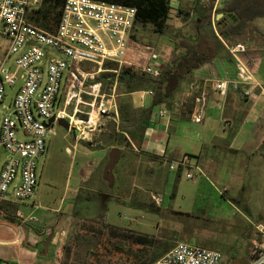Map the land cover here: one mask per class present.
Returning <instances> with one entry per match:
<instances>
[{
    "label": "rangeland",
    "instance_id": "374dc122",
    "mask_svg": "<svg viewBox=\"0 0 264 264\" xmlns=\"http://www.w3.org/2000/svg\"><path fill=\"white\" fill-rule=\"evenodd\" d=\"M240 2L253 4L255 10H264L261 0ZM168 22L169 28L164 34L155 32L151 24L134 30L139 51L129 52L130 58L126 60L122 72L128 73L126 68L136 73L145 72L153 61L152 57H165L170 52L172 46L169 40L176 35L173 30L176 21L169 19ZM256 33L258 30L253 24L241 41L255 40ZM9 44V39L0 34V63ZM51 52L57 53L54 49ZM110 66L115 67L114 64ZM82 68L86 72H94L97 66L86 64ZM103 74L88 78L81 90L77 89L70 105L71 113L78 109L76 119L88 120L94 111L93 103L99 97L98 91L90 85H94L99 77H104L101 93L109 92L110 84H106L108 80L105 79L112 75ZM135 82L137 84V80ZM121 92L122 89L117 87L118 102ZM133 97L134 102L139 103L141 95L135 93ZM10 101L11 97L8 96L6 102ZM78 134V130H68L55 122L47 138L48 149L39 161V185L35 195L17 204L15 210V214L28 217L25 223L35 230L30 242L40 248V254L48 258V264H152L166 248L179 241L219 250L226 259L232 258L234 252L232 264H243L248 238L241 232L253 226L255 234H252L260 240L254 227L255 221L260 218L258 214L264 215V196L258 191L261 184L259 173L257 181L255 178L252 180V190L246 196L252 197V203L256 205L247 218L250 223L238 214L234 219L241 224L230 223L226 219L216 218L208 209L201 217L195 216L196 220H186L180 208L194 207V199L189 196L191 181L187 179V171H182L176 188L170 183L165 186V183H161L163 179L154 180L153 171L137 170L140 159L133 144L124 146L126 152L123 160L120 162L119 155L113 165L111 179L104 173L108 181L105 187L93 185L80 192L81 172L90 164L88 162H91L93 155L86 156L85 152L92 149L90 144L78 139ZM19 137L24 138L22 134ZM79 192L85 196L84 199L78 200ZM110 225L120 232L113 234ZM123 231L147 238L144 242L135 241L125 237Z\"/></svg>",
    "mask_w": 264,
    "mask_h": 264
},
{
    "label": "built area",
    "instance_id": "2783aa9c",
    "mask_svg": "<svg viewBox=\"0 0 264 264\" xmlns=\"http://www.w3.org/2000/svg\"><path fill=\"white\" fill-rule=\"evenodd\" d=\"M43 1L0 0V34L10 41L0 63V202L20 204L35 195L39 161L48 149L47 138L55 122L66 119L71 129L79 131V140L93 144L98 143L111 122L119 124L118 79L130 58L129 52L139 51L136 42L131 45L136 6L105 0H65L58 27L51 31L31 19L32 10ZM222 1L216 0V5ZM215 21L214 18V25ZM225 44L235 61L236 76L231 81L217 80L214 88L225 95L230 87L246 85L245 96L256 92L264 95V82L241 57L247 44ZM86 64H94L97 69L86 72L82 68ZM99 73H114L115 82L104 93L103 80L90 85L98 91L99 99L93 103L95 108L88 120L76 119L78 109L70 112L76 91ZM159 73L155 62L136 74ZM207 99V91L202 90L194 120H202ZM159 115H168V109L161 108ZM52 117L54 121L49 124ZM176 167L187 169L188 178L195 176L190 155L170 162V168ZM257 228L261 243L249 264H264V224ZM221 259L219 250L179 241L152 264H219Z\"/></svg>",
    "mask_w": 264,
    "mask_h": 264
},
{
    "label": "crops",
    "instance_id": "0c3cea01",
    "mask_svg": "<svg viewBox=\"0 0 264 264\" xmlns=\"http://www.w3.org/2000/svg\"><path fill=\"white\" fill-rule=\"evenodd\" d=\"M229 1L231 0H224L216 5V0H170L171 9L167 24L169 25V19L176 21L173 29L176 35L171 41L169 40L172 46L170 52L165 57L155 55L151 63L156 62L157 67L161 68L178 56L182 52L177 46L178 41L182 37L195 40L199 34L195 19L211 8H213L212 21L214 18H221L223 13H217V10L224 8ZM227 16L234 20L238 19L233 13ZM253 24L264 31V16ZM213 30L222 42L220 44L215 38L212 41V45L219 43L216 54L184 80L176 95V102L171 109H168V115H159V110L166 108L165 106L153 108L150 124L141 144L137 146L133 142V148L140 159L136 167L138 171L141 169L153 171L154 180L163 179L161 183H165V186L170 183L176 188L180 183L182 171L188 172V170L183 167L172 169L170 162L184 155H190L192 169L196 168L195 176L187 177L191 181L189 196L194 199V207L184 210L180 208L186 220L189 218L196 220V217H201L208 209L216 218L226 219L230 223L241 224L234 219L237 214L244 218L245 222L250 223L247 218L256 209V205L252 203V197L246 196L247 192L252 190L254 178L255 181L258 178L261 180L258 191L264 196V95L256 92L253 96H245L243 90L246 85H241L239 89L230 87L225 95H221L214 88L217 80L235 79L236 69L235 61L226 47V41L218 33L216 21L215 25H212V30L210 27V31ZM255 37L257 40L241 41L240 39V42L246 41L248 46L241 57L254 71L256 77L264 82V42L262 43L264 38L258 33ZM202 90L207 91L208 99L202 120L196 121L193 113L199 108L198 97ZM151 92V90H137L131 93V97L134 101V94L139 93L140 101L134 103L137 106L149 107L153 101ZM90 147L93 151L88 150L85 154L93 157L91 162H88L90 166L87 165L81 172L80 192L83 188L93 185L105 187L107 180L104 173L109 161V153L113 147L118 146L98 142ZM119 148L121 162L126 151L123 146ZM80 192L78 200L85 198ZM6 204L12 203L0 202V205ZM14 214L8 215L0 209V264H48V258L40 254V248L30 242L35 230L25 223L28 217ZM258 217L260 218L255 221L254 227L260 235V240L255 238L253 226L248 227L249 230L244 228L241 232L248 238L246 260L243 264H249L255 249L261 243V234L257 225L264 224V215L258 214ZM172 247L166 248L162 255ZM233 254L235 255L234 252ZM234 255L226 259L222 253L219 264H232Z\"/></svg>",
    "mask_w": 264,
    "mask_h": 264
},
{
    "label": "trees",
    "instance_id": "16d2710c",
    "mask_svg": "<svg viewBox=\"0 0 264 264\" xmlns=\"http://www.w3.org/2000/svg\"><path fill=\"white\" fill-rule=\"evenodd\" d=\"M65 0H44L42 4L32 10L31 19L37 24L48 30L54 31L57 29L62 8ZM113 1L122 4L136 6L138 9L137 19L134 30L148 24L153 25L155 32L164 34L169 25L167 20L169 17L171 5L170 0H105ZM260 1V0H259ZM264 2V0H261ZM212 9L202 12L195 19L198 35L195 40L187 37H182L177 43L179 49L182 50L178 56L169 61L166 65L160 68V73L157 76L150 74H136L130 68H126L128 73L122 72L118 79L117 87L122 89L119 95V113L120 121L118 129L111 132L114 144L118 147L132 146L133 142L140 145L145 131L150 124V117L153 108L156 106H165L171 109L176 102V95L182 87L184 80L192 74V72L201 66L204 62L210 60L216 54L219 48V43L212 45L214 38L222 44L219 35L212 30ZM217 13H223L221 18H216L218 33L229 44H236L251 28L253 23L260 17L264 16V10H255L253 4H242L240 0H231L226 3L222 9H218ZM233 13L238 19L234 20L228 17L227 14ZM226 16V17H225ZM258 34L264 38V31L258 29ZM137 41L135 32L131 36V45ZM246 41L242 42L245 43ZM246 44V43H245ZM109 74L111 77L105 83L112 86L115 82L114 73ZM124 74H130V78L124 77ZM104 80L103 78H98ZM137 80V84L135 82ZM137 90H151L153 94L152 105L137 106L131 93ZM92 145L93 143H88ZM17 204L0 205V209L8 215L14 214ZM16 215V214H14ZM113 225H110L113 234H118ZM125 237L132 238L135 241L144 242L147 237L128 233L123 231ZM133 240V241H134Z\"/></svg>",
    "mask_w": 264,
    "mask_h": 264
},
{
    "label": "water",
    "instance_id": "95a60500",
    "mask_svg": "<svg viewBox=\"0 0 264 264\" xmlns=\"http://www.w3.org/2000/svg\"><path fill=\"white\" fill-rule=\"evenodd\" d=\"M124 77L130 78V74H124ZM54 121V117H52L49 121V124ZM59 123L65 127L66 129H71L70 123L66 119H60ZM118 129V123L116 121H113L108 126V130L103 132L98 137V142H101L103 144H109L113 142V137L111 136V132ZM120 155V148L119 147H113L110 150L109 153V162L105 168V172L109 175L110 179L112 177V168L115 162H117Z\"/></svg>",
    "mask_w": 264,
    "mask_h": 264
}]
</instances>
